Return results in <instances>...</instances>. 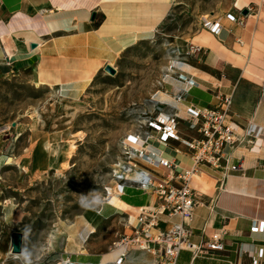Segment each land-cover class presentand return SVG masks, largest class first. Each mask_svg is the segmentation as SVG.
Listing matches in <instances>:
<instances>
[{
    "label": "crops",
    "instance_id": "crops-1",
    "mask_svg": "<svg viewBox=\"0 0 264 264\" xmlns=\"http://www.w3.org/2000/svg\"><path fill=\"white\" fill-rule=\"evenodd\" d=\"M168 3L169 0H0V66L7 67L1 64L5 60L10 66L32 68L34 80L43 86L84 90L105 65H112L128 47L159 27L171 6L160 16L165 8L162 5ZM203 23L213 24L218 32L204 26L189 36L185 49L194 45L201 51L185 57V65L177 74L181 72L195 84L183 102L175 103L171 96L168 105L183 116L190 106L212 107L218 95L229 96V117L239 125L240 132L255 135L257 142L252 147L227 148L226 171L202 167L191 179L189 185L202 204L192 211L190 240L198 245L211 233L223 232L224 246L221 252L196 257L190 251H181L176 264H264V0H234L228 13ZM171 81L175 94L183 85ZM177 132L179 139L193 135L185 122L179 123ZM147 144L150 152L173 161L177 171L190 167L188 150L179 141L171 140L163 146L153 137ZM154 172L161 177L167 175L162 168ZM117 198L114 205L101 207L100 215L94 214L102 221L111 217L119 221L124 216V231H96L97 218L85 213L77 231H65L58 256L61 261L116 264L123 257L121 264L155 263V257L144 251L131 249L124 253L122 249L106 247L118 236L131 234L138 210L153 205L155 195L126 187ZM177 222V217L170 221ZM254 224L262 229L254 231ZM167 227L165 223L160 225L161 229ZM20 256L16 264L55 263L27 261Z\"/></svg>",
    "mask_w": 264,
    "mask_h": 264
},
{
    "label": "rangeland",
    "instance_id": "rangeland-1",
    "mask_svg": "<svg viewBox=\"0 0 264 264\" xmlns=\"http://www.w3.org/2000/svg\"><path fill=\"white\" fill-rule=\"evenodd\" d=\"M233 4L173 0L159 27L110 65L115 74L102 70L84 90L43 86L32 68L0 66V264L17 262L13 233L23 236L21 259L61 261L65 231H77L85 213L97 218L119 193L111 169L124 140L169 109L171 63L186 61L189 36ZM119 218H97L96 231H124Z\"/></svg>",
    "mask_w": 264,
    "mask_h": 264
},
{
    "label": "built area",
    "instance_id": "built-area-1",
    "mask_svg": "<svg viewBox=\"0 0 264 264\" xmlns=\"http://www.w3.org/2000/svg\"><path fill=\"white\" fill-rule=\"evenodd\" d=\"M205 26L218 32L213 24L209 26L206 23ZM200 51V47L188 45L185 57L196 55ZM179 64L184 66L185 61H180ZM171 68L176 70L172 71L176 76L175 81L183 85L172 98L175 103H181L195 83L181 72L177 74L181 68ZM217 99V104L212 107L190 106L183 116L176 108L167 105L169 109L166 113H159L156 118L147 121V132L128 136L124 140L123 160L118 161L111 169L113 181L121 185L119 194L126 187H134L154 194L156 202L138 210L136 226L132 228L131 234L120 235L112 243V247L122 249L124 253L131 249L150 253L155 257L154 264H176L179 253L184 250L190 251L195 257L223 251V232L211 233L198 245L191 242L192 211L202 201L189 183L200 173L202 167L226 171L225 150L234 145L252 147L256 144L257 137L245 131L240 132L239 125L229 117L231 97L218 95ZM180 122L186 123L192 136L179 139L177 127ZM153 137L163 146L171 140L179 141L188 150L190 167L177 171L173 161L150 152L147 143ZM160 168L167 170L165 177L155 174L154 171ZM101 211L100 208L95 213L100 215ZM175 217L179 222L170 223ZM161 223L168 224V227L161 229ZM258 229H262V226L258 228L254 224L253 230ZM122 258L116 264H121ZM56 264L71 263L60 261Z\"/></svg>",
    "mask_w": 264,
    "mask_h": 264
},
{
    "label": "bare ground",
    "instance_id": "bare-ground-1",
    "mask_svg": "<svg viewBox=\"0 0 264 264\" xmlns=\"http://www.w3.org/2000/svg\"><path fill=\"white\" fill-rule=\"evenodd\" d=\"M171 2H173V0H169V3L168 4H164V5H162V6H164L165 8H163V11L159 14L160 16L161 15H164L165 13H166V10L169 8V5H171ZM123 5V4H122ZM125 5V4H124ZM117 6V5H116ZM127 6V5H126ZM121 7V6H120ZM129 7V6H128ZM127 7V8H128ZM151 7V6H150ZM160 7H161V5H160ZM103 8V7H102ZM116 8V7H115ZM130 8V7H129ZM145 8V7H144ZM149 9V8H148ZM143 10H145V9H143ZM142 10V11H143ZM150 10V9H149ZM141 11V12H142ZM131 12H133V13H135V11H131ZM140 13V12H139ZM143 13V12H142ZM153 13H156V12H153ZM158 13V12H157ZM122 14H123V11H122ZM125 14H126V12L124 13V15L123 16H125ZM130 14V13H129ZM110 15V14H109ZM112 15V14H111ZM114 15V14H113ZM112 15V16H113ZM117 15H119V13L117 14ZM135 15V14H134ZM136 15H138V14H136ZM135 15V16H136ZM141 16V15H140ZM139 16V17H140ZM143 16V15H142ZM119 17V16H118ZM155 17H157V16H155ZM135 18V17H134ZM164 18V17H163ZM120 19V18H119ZM138 19V18H137ZM142 19V18H141ZM122 20V19H121ZM131 20V19H130ZM135 20V19H134ZM140 20V19H139ZM143 20V19H142ZM145 20V19H144ZM118 21V20H117ZM117 21L115 22V23H117ZM132 21V20H131ZM130 21V22H131ZM138 21V20H137ZM148 21V20H147ZM152 21V20H151ZM111 22H113L114 23V21H111ZM120 22V21H119ZM118 22V23H119ZM154 22V21H153ZM161 22V21H160ZM112 23V24H113ZM131 23H133L134 24V22H131ZM131 23H129V25L131 24ZM147 23V22H146ZM111 24V23H110ZM128 24V23H127ZM148 24H150V23H148ZM209 24V26L211 25V23H208ZM105 25H106V23H105ZM135 25H136V23H135ZM139 25V24H138ZM114 26H116V25H114ZM148 26V25H147ZM105 27V26H104ZM108 28V27H107ZM115 28V27H114ZM103 29V28H102ZM116 29V28H115ZM128 29V28H127ZM139 29V28H138ZM145 29V28H144ZM144 29H142V30H144ZM149 29V28H148ZM122 31V30H121ZM119 32V31H118ZM104 33H109V31L107 32V31H105ZM123 33V32H122ZM118 34V33H117ZM105 35V34H104ZM103 36V35H102ZM125 37V36H124ZM118 38V37H117ZM122 39V38H121ZM124 40H125V38H123ZM130 40V39H129ZM122 41V40H121ZM128 41H126V42H124L125 44H122L123 45V47H125L126 46V43H127ZM131 42H133V37H131ZM120 48V47H119ZM1 64L5 67V66H8V63L5 61V60H3V62H1ZM171 67H176V68H182L183 66L182 65H180L179 64V62L178 61H173L172 63H171ZM169 70V69H168ZM171 70V69H170ZM89 79V78H88ZM84 80H86V79H84ZM3 130V129H2ZM2 130H0V131H2ZM120 189H121V185H119L118 184V191H119V193H120ZM119 193H118V195H119ZM117 195H115V196H112V195H109L108 196V198H107V200H106V203H108L109 205H114V202H116L117 201ZM13 256H15V257H18V256H16V255H13Z\"/></svg>",
    "mask_w": 264,
    "mask_h": 264
},
{
    "label": "water",
    "instance_id": "water-1",
    "mask_svg": "<svg viewBox=\"0 0 264 264\" xmlns=\"http://www.w3.org/2000/svg\"><path fill=\"white\" fill-rule=\"evenodd\" d=\"M243 14H247V11H244ZM32 48L35 47V45H31ZM103 70L108 73L109 75H114L115 70L110 65H105ZM22 240L23 236L21 233H13L11 235V246H10V253L12 255L19 256L22 252Z\"/></svg>",
    "mask_w": 264,
    "mask_h": 264
}]
</instances>
